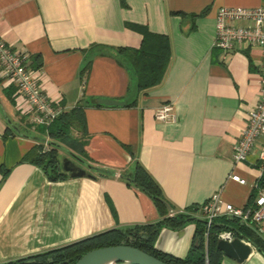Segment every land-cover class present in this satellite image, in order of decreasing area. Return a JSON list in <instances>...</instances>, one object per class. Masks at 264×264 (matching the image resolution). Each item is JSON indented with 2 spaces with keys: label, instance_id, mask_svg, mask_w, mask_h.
<instances>
[{
  "label": "crops",
  "instance_id": "obj_1",
  "mask_svg": "<svg viewBox=\"0 0 264 264\" xmlns=\"http://www.w3.org/2000/svg\"><path fill=\"white\" fill-rule=\"evenodd\" d=\"M126 3L0 0V38L25 50L26 66L50 101L83 115V125L73 118L66 140L50 137L59 158L69 157L92 175L53 180L29 160L45 131L27 122L25 98L0 75V261L109 226L157 220L149 196L127 183L135 162L154 178L169 212L200 204L214 192L235 206L249 200L261 173L264 134L252 141L244 160L232 162L230 151L258 94L259 54L241 42L226 50L213 46V21L220 5L251 7L264 0ZM128 22L169 41L165 72L150 87H137L130 60L118 49L140 44V33ZM164 101L172 105L174 121L152 117ZM232 172L244 183L228 178ZM193 214L202 217L199 210ZM245 224L264 239V219ZM193 227L190 220L178 229L162 226L153 244L182 256ZM250 249L240 262L221 253L218 263L264 264L258 249Z\"/></svg>",
  "mask_w": 264,
  "mask_h": 264
},
{
  "label": "trees",
  "instance_id": "obj_2",
  "mask_svg": "<svg viewBox=\"0 0 264 264\" xmlns=\"http://www.w3.org/2000/svg\"><path fill=\"white\" fill-rule=\"evenodd\" d=\"M119 1L123 6L127 5L126 0ZM127 25L140 33V44L137 47L122 46L118 49L124 51L130 60L129 63L133 67V76L138 88L155 85L161 80L167 66L169 41L165 34L155 30L151 31L143 24L128 22ZM33 57L36 59L35 56ZM76 109L62 111L57 117L52 118L47 126L40 125L41 130L45 131L49 137H62V140H66L69 136L68 133L73 118L83 125L81 110ZM49 141L46 149H42V140L33 145L28 152L29 160L41 165L46 177L53 180L56 178L63 179L67 176V173L61 167L58 150H56L54 144L55 141ZM257 165L261 168V173L255 182L257 186L264 187V156L259 159ZM109 173L111 172L109 171ZM127 183L144 191L149 196L155 211L159 215L157 220L138 224L136 222V224L128 226H109L107 229L70 240L65 244L56 245V247L34 253L30 252V254L22 256L18 255L10 259L5 258L0 261V264H72L81 256L83 251L96 246L123 242L133 246L137 245L139 249L151 253L167 264H202L204 257L208 264H219L222 252L215 247L217 239L215 233L221 229H230L233 236H244L264 257V239L254 231L253 227L246 225L235 217L215 215L210 220L209 225L206 226L203 217H197L193 214L198 210L199 204H188L181 210L169 212L168 207H171V205L162 197V192L154 178L140 162H135L134 167L128 173ZM254 190L255 187L249 193V199L252 197ZM189 220L193 222L194 227L190 236V245L184 255L178 256L155 248L153 244L154 237L162 226L178 229Z\"/></svg>",
  "mask_w": 264,
  "mask_h": 264
},
{
  "label": "built area",
  "instance_id": "obj_3",
  "mask_svg": "<svg viewBox=\"0 0 264 264\" xmlns=\"http://www.w3.org/2000/svg\"><path fill=\"white\" fill-rule=\"evenodd\" d=\"M236 21L242 23H236ZM213 24V46L226 50L236 42H241L246 46L257 48L259 54L257 59L258 94L254 103L244 113V122L239 127L238 137L233 141L232 151H230L232 162H237L247 157L252 141L264 134V5L251 7L236 4L220 5L216 9ZM26 56L25 50L15 48L0 38V75L4 78L3 80L12 82L22 98H25L28 107L27 122L33 126L38 124L47 126L52 118L62 112L63 107L54 104L45 95L33 71L26 66ZM151 115L160 121L175 120L172 105L167 101L158 103ZM49 142L46 134V137L42 139V149H46ZM260 155L263 158L264 155ZM228 178L244 183L242 176L234 172L230 173ZM254 187L252 197L241 206L232 205L229 201L222 202L215 192L209 194L208 198L201 201L198 206L204 224L208 226L215 215H230L241 222L258 225L264 219V187L257 186L255 181L252 188ZM215 236L227 240L233 237L230 229L216 231ZM202 264H208L205 257Z\"/></svg>",
  "mask_w": 264,
  "mask_h": 264
},
{
  "label": "water",
  "instance_id": "obj_4",
  "mask_svg": "<svg viewBox=\"0 0 264 264\" xmlns=\"http://www.w3.org/2000/svg\"><path fill=\"white\" fill-rule=\"evenodd\" d=\"M60 163L63 171L69 176H92L83 165L74 163L69 157H60ZM250 241H246L239 236L223 239L217 238L215 247L221 250L222 254L231 258L235 262H240L250 252ZM253 246V245H252ZM129 244H110L96 246L95 248L83 251L81 256L72 264H167L154 257L151 253Z\"/></svg>",
  "mask_w": 264,
  "mask_h": 264
},
{
  "label": "rangeland",
  "instance_id": "obj_5",
  "mask_svg": "<svg viewBox=\"0 0 264 264\" xmlns=\"http://www.w3.org/2000/svg\"><path fill=\"white\" fill-rule=\"evenodd\" d=\"M43 136H41V137H43V138H45L46 137V134H42ZM47 137H48V140H54L53 138H50L48 135H47ZM61 149H62V147H61ZM261 235H263V237H264V234L263 233H261Z\"/></svg>",
  "mask_w": 264,
  "mask_h": 264
}]
</instances>
